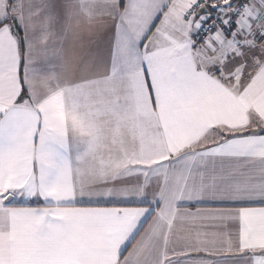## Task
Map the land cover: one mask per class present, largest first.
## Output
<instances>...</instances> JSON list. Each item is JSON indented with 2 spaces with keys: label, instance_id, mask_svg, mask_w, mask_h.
Wrapping results in <instances>:
<instances>
[{
  "label": "snow or ice",
  "instance_id": "1",
  "mask_svg": "<svg viewBox=\"0 0 264 264\" xmlns=\"http://www.w3.org/2000/svg\"><path fill=\"white\" fill-rule=\"evenodd\" d=\"M0 264H264V0H0Z\"/></svg>",
  "mask_w": 264,
  "mask_h": 264
}]
</instances>
